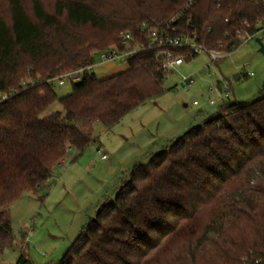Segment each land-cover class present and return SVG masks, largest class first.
I'll return each instance as SVG.
<instances>
[{"label":"trees","instance_id":"obj_1","mask_svg":"<svg viewBox=\"0 0 264 264\" xmlns=\"http://www.w3.org/2000/svg\"><path fill=\"white\" fill-rule=\"evenodd\" d=\"M7 1L9 19L0 7V255L14 242L10 206L25 191L38 193L71 149L83 153L95 142L97 123L110 129L163 95L171 70L158 48H146L108 78L85 71L62 97L49 79L95 64L111 45L123 48L126 32L148 45V29L174 26L172 35L230 53L264 29V0H56L53 10L29 0L31 12L28 0ZM168 49L184 60L198 55ZM230 98L217 116L136 163L56 264H264V83L252 101ZM55 102L63 110L47 112ZM17 264L29 262L21 255Z\"/></svg>","mask_w":264,"mask_h":264},{"label":"rangeland","instance_id":"obj_2","mask_svg":"<svg viewBox=\"0 0 264 264\" xmlns=\"http://www.w3.org/2000/svg\"><path fill=\"white\" fill-rule=\"evenodd\" d=\"M44 1L47 8L54 9L56 0ZM2 5L1 12L9 19V5L0 0ZM27 6L31 12L29 0ZM258 38L264 44V29L219 59L200 51L168 72L163 95L136 108L110 129L97 123L95 142L83 153L71 149L38 193L25 191L10 206L14 242L0 255V264H17L21 255L29 264L60 262L101 206L114 198L136 163L148 162L190 127L219 114L225 102L219 89H229L232 102L259 97L264 83V52ZM127 66L126 61L101 63L97 56L91 72L101 80ZM183 77H193L195 83L185 88ZM73 84L70 79L64 84L55 81L53 88L62 97L72 92ZM211 99L218 104H211ZM60 110L62 105L55 102L47 112Z\"/></svg>","mask_w":264,"mask_h":264},{"label":"built area","instance_id":"obj_3","mask_svg":"<svg viewBox=\"0 0 264 264\" xmlns=\"http://www.w3.org/2000/svg\"><path fill=\"white\" fill-rule=\"evenodd\" d=\"M197 0H187L186 6L192 5ZM178 17H175L173 20L177 21ZM172 30L166 31L163 29L157 28H150L148 29V36H149V44L144 45L142 43H135L134 38L130 32L123 33L121 35V44L123 48L119 45L115 44L111 47L100 51L99 53L95 54V56H99L101 63H112L118 61H126L128 62L129 57L134 56L140 50L146 48H158L160 53L158 57H160L163 61V67L166 70H172L177 66H180L184 63V57L182 55L173 56L172 52L168 48H190L191 50L199 53L200 51H207L209 52L214 59H219L225 55V53L216 52V51H208L203 45L198 44L196 41V36H190L188 34H180V35H172L171 32L175 31V27H171ZM255 37V35L248 34L244 37V42L251 40ZM132 43L134 45H132ZM96 64V61H95ZM89 65L78 70L62 74L56 77L49 79L50 83H54L55 81L59 82L60 84H64L66 79H70L74 82L81 80L82 74L85 71L93 70L94 65ZM183 81L186 84L185 88H188L193 83H195V79L193 77H183ZM23 85H27V82H24ZM221 91L222 100L229 99L231 96L230 90L226 89L224 92ZM210 92H213L210 89ZM194 104H198V101H194ZM211 104H218L216 99H211ZM105 157V156H104Z\"/></svg>","mask_w":264,"mask_h":264},{"label":"water","instance_id":"obj_4","mask_svg":"<svg viewBox=\"0 0 264 264\" xmlns=\"http://www.w3.org/2000/svg\"><path fill=\"white\" fill-rule=\"evenodd\" d=\"M257 41H258V42L260 43V45H261V51L264 52V44H263L262 40L258 38Z\"/></svg>","mask_w":264,"mask_h":264}]
</instances>
